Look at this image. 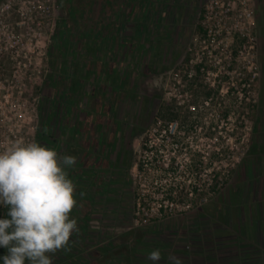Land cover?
<instances>
[{
  "label": "rangeland",
  "instance_id": "374dc122",
  "mask_svg": "<svg viewBox=\"0 0 264 264\" xmlns=\"http://www.w3.org/2000/svg\"><path fill=\"white\" fill-rule=\"evenodd\" d=\"M26 1L0 0V46L5 47L13 35L29 40L41 33L35 44L48 50L45 58L33 54L31 67L28 61L25 65L21 58H11L9 51L0 60V117L8 116L0 125L14 129L24 144L37 143L44 114L51 111L53 102H63L66 97L62 84L52 86L56 61L50 53H57L55 44L62 45V39L55 40L58 29L70 27L71 33L83 37L106 16L105 5H99L104 0H47L51 12L43 30L38 31L32 22L20 27L15 24L20 18L18 7L32 5ZM31 1L37 4L38 0ZM240 1L188 0L186 10L180 12L175 5L166 19L168 10L144 6L138 10L141 18L135 20L141 23L137 36L123 43L117 69L120 76L97 77L89 89L85 81L76 82L79 105L74 111L79 115L80 138L72 153L76 158L73 173L86 174L82 165H92V174L97 170L98 178L101 175L108 184L115 181L103 198L115 211L96 217L91 227L111 237L126 233L120 241L131 242L134 255L142 250L148 256L159 249L158 264H174L170 255L183 264H264V16L258 25L251 0L253 24L247 25L240 19ZM8 2L18 5H13L10 16L1 11ZM205 16L213 30V38L206 42L201 24ZM241 32L250 33L253 40L243 38ZM74 43L76 59L70 61L89 59L94 44L86 57L83 42ZM71 44H65L67 52ZM201 60L206 69L196 78L190 77L187 67ZM89 67L102 71L95 62ZM209 90L210 99L205 98ZM167 103L178 118L165 133L167 120L160 118L159 109ZM121 131L123 136L132 132L133 137L128 162L115 173L116 166L110 165L114 162L108 161L114 160L117 146L107 162L101 163L99 158L108 143L116 145L120 140L126 145L119 139ZM170 133L177 135L173 142L167 137ZM144 141L146 148H142ZM163 143L170 145L164 150ZM173 158L172 171L161 170ZM213 180L217 186L210 190ZM170 187L183 203L165 200ZM194 189L197 193L192 196ZM161 205L164 210L159 213ZM2 213L3 206L0 219ZM127 232L133 240H140L131 241Z\"/></svg>",
  "mask_w": 264,
  "mask_h": 264
},
{
  "label": "clouds",
  "instance_id": "9594fccd",
  "mask_svg": "<svg viewBox=\"0 0 264 264\" xmlns=\"http://www.w3.org/2000/svg\"><path fill=\"white\" fill-rule=\"evenodd\" d=\"M75 163V157L36 142L0 151V206L8 209L0 219V247L7 249L3 264H53L57 252L70 250L79 229L70 217L77 200L66 169ZM147 259L157 264L161 251H151Z\"/></svg>",
  "mask_w": 264,
  "mask_h": 264
},
{
  "label": "trees",
  "instance_id": "16d2710c",
  "mask_svg": "<svg viewBox=\"0 0 264 264\" xmlns=\"http://www.w3.org/2000/svg\"><path fill=\"white\" fill-rule=\"evenodd\" d=\"M70 12H71V16L75 15V12L73 9L72 10L70 9ZM73 34L74 33L70 32V27H68V29L59 28L57 31V34H56L57 37L55 38V40H56V43H58L59 39H62V41H60L62 42V45L59 46L58 48L57 47L58 45L56 46L55 44V47L57 48V51H56L57 53H54V51L50 53V55L53 58V61L54 60L56 61L55 63L56 74H55V79L53 80L52 86L53 88H57L58 86H60V84H62L67 92L68 91L71 92L73 90L72 85H75L73 78L67 72L69 67L72 68L75 66L74 61L73 63L70 61V60L76 59V53L74 50V46L73 44H71V42L74 43L75 40L74 41L70 40L74 38ZM83 36L84 38H86V40L91 38L90 36H88V32L84 33ZM66 43L71 44L70 52H67V50H65ZM92 44L93 42L89 40L83 43V47L86 50L85 52L86 57L89 54V51H91L90 48ZM119 47L120 49H124L123 43H121ZM83 60L84 62H87V58L84 57ZM189 61L190 59L185 60L186 63H188ZM193 67L196 68L198 72H200L202 64L195 65ZM59 79L62 80V83L59 82ZM59 93L62 94V91H59ZM211 94H212L211 90L207 91L205 93V98L210 99ZM207 104H210V103L207 102ZM170 105H171L170 103H167L166 107L164 106L159 109L160 118H164L165 120H167L166 125L164 126L165 133L169 132L170 126L174 122L177 123L176 120L178 118V115L173 112V108ZM64 106L65 105H63L61 99L60 101L57 100L52 103L50 107L51 108L50 114H52V118H54L55 120L50 119V121L47 124L46 122H44L45 127H42L40 134L38 136V141H37V143L41 145H44V146H47L48 148L56 150L57 153H59L61 156H63L64 154L62 151H60V146L58 145V139H57V134H56L57 126L61 125V121L57 120L56 118L60 116ZM68 108L69 107H67L66 105L65 109H68ZM227 116H228V112L224 114L225 118H227ZM77 124H78V121H77ZM132 132L129 133L130 135L127 138L129 146L131 145V141L133 137ZM176 136H177L176 133L174 134L170 133V135H168L167 137H170L173 142ZM168 144L170 145V143ZM168 144L166 145L165 143H163L160 145V147L165 150L166 148H168L167 147ZM114 145L115 143L113 144V146ZM146 146H148L147 141H144V143L142 144V148H146ZM151 147L154 148L153 146ZM155 151L158 154L160 149L156 147ZM68 156H71V155H68ZM198 156H201V155H198ZM120 160L121 159L119 157L114 162V164H112V166L114 165L116 166L115 173H117L119 169L122 166H124L123 164H125V161H123V159L122 161ZM174 163H175V159L173 158L170 160L169 164L167 165V168L165 169L164 167H161V170L172 171V169L174 168V165H173ZM136 164L138 165L140 170H143L144 167L141 161L136 162ZM91 166L92 165H90V167ZM162 166L164 165L162 164ZM90 167L88 169V166L83 164L82 169L84 171L86 170V174L84 173L83 175L78 176L77 173L71 172L70 176L68 177L72 181H75V199L77 200V205L74 207V209L70 213V217L75 218L77 220L79 231L77 233H74L73 236L71 237V240L68 246L70 250H62V251L57 252L55 256L53 257V264H144L147 262L152 263V261L147 259L148 256L145 254V252H141L142 250L140 252L135 253V255L134 253L131 254L130 252L131 242L124 241V240L120 241L121 237L124 236L126 233L120 235V237H111L108 235H104V233H100L99 231L95 229H92L90 225V220L92 219V215L94 213L101 212V210H106L107 207L109 206L108 204L111 203L109 202V200L105 202V200L103 201L102 199H99L98 198L99 193H101V191L104 190L107 193L106 195L108 196L109 195L108 193L112 191V188L115 186L114 185L115 181L114 180L110 181L108 184L107 182H105L104 179H101L103 178L101 177V175H99L100 178H98L96 168H95L96 173L94 172L92 174L90 171V169L92 168ZM113 176L117 177V174ZM87 178L89 179L98 178L97 181H95L96 184L94 185V187L90 189L91 191H89V193H87L88 191L84 189L85 185L83 183V181H85V179ZM123 185L124 186L126 185V181L123 182ZM216 186H217V180L216 181L213 180L209 186V189L213 190L216 188ZM194 192L197 193V190L194 189V191H191L190 194L193 196ZM81 193H83V195H81ZM165 198H166L165 200H167L168 202H172V203H174L176 199L180 201L181 203L184 202L181 200V195H179L175 191L174 187H170L169 189H167V191L165 192ZM162 210H164L163 206L161 207V211ZM7 211L8 209L3 207L2 219L6 217ZM130 233L127 232V234H130ZM130 237H131V241H134V242H136L137 240H140L139 237L133 240V237L131 236V234H130ZM138 244L139 243H137L135 246L138 247ZM151 247L152 249H155L154 247L156 246H154V244L152 243ZM6 254H7V249L0 247V264H3L2 257ZM25 264H28V262L26 261Z\"/></svg>",
  "mask_w": 264,
  "mask_h": 264
},
{
  "label": "crops",
  "instance_id": "0c3cea01",
  "mask_svg": "<svg viewBox=\"0 0 264 264\" xmlns=\"http://www.w3.org/2000/svg\"><path fill=\"white\" fill-rule=\"evenodd\" d=\"M252 1L253 5L255 6L256 15L258 16L257 24L259 25L261 20L260 18L264 16V0ZM99 5H105L104 9L106 15L103 22L102 20H99L94 24L95 26H99V28L94 27L93 25V27L88 31V36H90L91 38L87 40L86 38H84V36L82 37L81 35L75 36L73 38L76 42L85 43L88 40L92 41L94 44V49L92 50L91 46L90 50H92L93 53L90 54V58L87 59V62H83V58L85 56L81 57L80 59L74 61L75 66L72 68L69 67L67 71L68 74L70 73V76L73 78L75 85L77 86H72L73 90L71 92H66V97H64L62 103L65 106L67 105V107L69 108L65 109L64 106L60 116L56 118L57 120L61 121V125L57 126L56 134L58 139V145L60 146V151H62L64 154H62L63 156H74V154L72 153L76 150L80 138L79 132L76 127L79 115L74 111L75 106L77 104L79 105V99L76 96L78 89V84H76V82L78 80L85 81V83L87 84L86 87L88 86L89 89V86L91 85L94 79H97V77H102L105 79L109 74L120 76L117 69L121 67L120 63L123 58L124 52L122 51H124V49H120L119 46L121 43H124L126 39H133L135 36H137V32L141 24H138L135 21L136 19L138 20L139 18H141L138 10L144 9L143 7H146L147 5H150V8L155 9V7L159 5L161 7L160 9H162L163 12L164 9L165 11L168 10L167 13H165V18L166 16H170L172 9L171 7L177 5L178 9H180V12H183L187 9L186 6L190 4L188 0H104L103 3ZM175 14H177V12ZM263 25L264 23L262 24V26ZM96 36L100 38L96 40L94 38ZM99 46L101 47V49L98 48ZM261 47V54L264 56V42ZM84 52H86V50ZM91 62H95L96 64L101 66L102 71H99L97 68L94 69L93 67H89ZM98 73L100 74V76L98 75ZM68 102H70V104H68ZM43 118L46 124L50 121V119H54L52 118V114H50V112L48 111H46ZM74 169H76L75 165L66 169V171L68 172V177ZM95 181H97V178H87L85 179V181H83L85 185L84 189L88 191L87 193H89V191H91L90 189L94 187V185L96 184ZM73 183L75 184V181H73ZM106 194L107 193L104 190L99 193L100 196L102 195L101 198L103 201L104 195ZM113 211H115V209H113V206L109 204L106 210H101V212H99L100 214L94 213L92 215V219L90 220V225L93 223L96 217H100L101 214L106 215L108 214V212ZM144 264H153V262H147ZM180 264H183V262Z\"/></svg>",
  "mask_w": 264,
  "mask_h": 264
},
{
  "label": "built area",
  "instance_id": "2783aa9c",
  "mask_svg": "<svg viewBox=\"0 0 264 264\" xmlns=\"http://www.w3.org/2000/svg\"><path fill=\"white\" fill-rule=\"evenodd\" d=\"M29 4H32L29 6V8H24L23 5L19 6L17 9L19 21L15 22L16 26L20 27L22 25H26L29 23H33L38 31H42L44 27V23L46 18L49 17V14L51 12V6L47 2V0L41 1L38 0L37 4L34 1L27 0ZM213 3H209V5H212ZM219 2L216 1L215 5H218ZM13 5L18 6L15 3L8 2L5 4L4 7H2L1 11L6 12L7 16H10L13 10ZM221 5H225V3H221ZM226 5H231L230 3H227ZM240 5H243V13L240 15V19L242 18L244 20V23H247V25L251 26L253 24V10L250 8L249 5L251 4V0H241ZM205 19L201 22L202 27H203V32H204V39L203 41L206 42V40H209L211 37L213 38V30L210 27L208 22V17L205 16ZM239 23V22H238ZM13 25V24H12ZM40 35H34V38H31L29 40L27 39H16L15 36L13 35V38L8 39V44L5 47L0 46V60L3 56H7V52L9 51V55H11V58H21V60L27 65L31 67L32 66V61L31 59L33 58V54H36L37 56H40L41 58L47 57V47L41 49L37 43L39 39H41L42 34L39 33ZM234 35V34H233ZM241 35L243 38L247 37V40H253L250 38V33H244L241 32ZM14 39V40H13ZM213 40V39H212ZM9 46V47H8ZM251 47V46H250ZM191 62V61H190ZM202 64L201 71H204L206 68L203 65V60H201L199 63L196 65ZM249 73L251 72V67H248ZM208 73V72H207ZM255 73H253V77H255ZM245 86V84H244ZM0 87H1V81H0ZM8 116H5V118L0 117V122H4L5 119H7ZM9 122H12L11 119H9ZM2 125H0V151L6 150L8 147H10L13 143L16 142H22L24 138L18 137L16 135V132L12 128L2 129ZM28 139V138H27ZM140 206V205H139ZM1 207V206H0ZM162 207V205H161ZM161 207L158 210L160 213ZM165 208H167V205H164Z\"/></svg>",
  "mask_w": 264,
  "mask_h": 264
},
{
  "label": "flooded vegetation",
  "instance_id": "af4514ba",
  "mask_svg": "<svg viewBox=\"0 0 264 264\" xmlns=\"http://www.w3.org/2000/svg\"><path fill=\"white\" fill-rule=\"evenodd\" d=\"M73 36L75 37L74 34H73ZM70 40H74V39H70ZM187 70H188L187 72L189 73V76L190 77H193L194 76V78H196L198 76V74H201L193 66L192 67H187ZM200 72H201V70H200ZM127 138H128V135L126 134V136H123V132L121 131L120 132V138L119 139H121L122 141H125L126 142V145L120 143V140H117L116 145H114V146H117L118 147L117 148V151L114 153L115 154V158H114L113 161H108L109 160V156L108 155H109V153H111V151L113 150L112 148L114 147L112 144L108 143V146L106 147V150H104L103 152H101L99 161H101V163H105V162L108 161L109 164H110L112 162H115L120 157V159H121L120 161H122V159H123V161H125V164L124 165H126L127 164V161H128V156L127 155L129 153V145L127 143V141H128ZM124 149H125V151H124ZM96 155H99V153L96 154ZM110 165H112V164H110Z\"/></svg>",
  "mask_w": 264,
  "mask_h": 264
}]
</instances>
